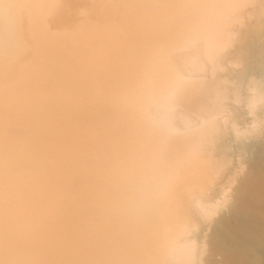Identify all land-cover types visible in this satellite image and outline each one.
Returning <instances> with one entry per match:
<instances>
[{"label":"bare ground","instance_id":"obj_1","mask_svg":"<svg viewBox=\"0 0 264 264\" xmlns=\"http://www.w3.org/2000/svg\"><path fill=\"white\" fill-rule=\"evenodd\" d=\"M165 1L0 0V264H264V0Z\"/></svg>","mask_w":264,"mask_h":264},{"label":"rangeland","instance_id":"obj_2","mask_svg":"<svg viewBox=\"0 0 264 264\" xmlns=\"http://www.w3.org/2000/svg\"><path fill=\"white\" fill-rule=\"evenodd\" d=\"M157 1H159V2H161L162 0H157ZM167 1V0H166ZM165 1V3H167ZM169 1V0H168ZM171 1V3L173 2V4L172 5H170L169 3L167 4L168 6H171L172 8H174V7H176L177 8V5H175L174 4V2L176 3H178V2H180L181 3V1L180 0H170ZM169 1V2H170ZM176 3V4H177ZM179 3V4H180ZM160 4V3H159ZM167 5H165V8L167 9L168 8V6ZM175 5V6H174ZM249 8V6H248V3L246 2V0H233L232 1V5L230 6V7H228V10H227V13L224 15V17H223V19L221 20V23H222V26L221 27H223V29H225L223 32H227V31H229V30H231V31H235V29L237 30L238 28H239V26L242 28V22H241V24H239V21H240V17H241V15H242V18H243V14L244 15H246L247 13H248V8ZM170 8V7H169ZM175 9V8H174ZM90 12V11H89ZM234 12H236V13H238V16L235 14H233ZM91 13V12H90ZM247 25L249 26L250 25V27L252 26L251 24H249L248 22H247ZM244 26L246 27V25L244 24ZM243 30V29H242ZM256 38V37H255ZM249 40V39H248ZM147 134H145L144 136H142L144 139L146 138H148V135L146 136ZM146 136V137H145ZM125 139V138H124ZM122 140L123 142L122 143H129V142H133V140L130 138V137H128V139H125V140ZM144 139H142V140H144ZM126 141V142H125ZM145 141V140H144ZM144 141H141V144H142V142H144ZM147 142L145 141V143L144 144H146ZM137 144V143H136ZM147 145V144H146ZM211 207H213L212 205H208V206H206V207H204V206H200L199 207V211L201 212V216L203 217L199 222H197L196 221V223H195V227H194V225L193 224H190L189 226L191 227V232L189 233V234H199V232H201V231H203V228H202V225H204L205 224V222H203L202 220H209L210 218H215L216 217V214H214L213 216H210L209 215V209L211 208ZM218 208V210H219V208L220 207H217ZM191 219V218H190ZM189 219V220H190ZM191 223H193V222H191ZM197 227V228H196ZM172 231H176L175 229H174V224L172 223ZM193 231V232H192ZM178 232V231H177ZM175 234V233H174ZM176 234H178V233H176ZM50 235V234H49Z\"/></svg>","mask_w":264,"mask_h":264}]
</instances>
